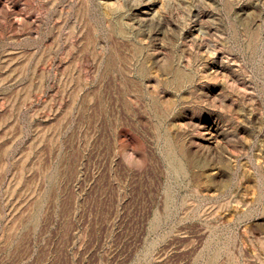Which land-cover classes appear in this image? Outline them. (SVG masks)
Masks as SVG:
<instances>
[{"label":"rangeland","instance_id":"1","mask_svg":"<svg viewBox=\"0 0 264 264\" xmlns=\"http://www.w3.org/2000/svg\"><path fill=\"white\" fill-rule=\"evenodd\" d=\"M0 264H264V0H0Z\"/></svg>","mask_w":264,"mask_h":264}]
</instances>
